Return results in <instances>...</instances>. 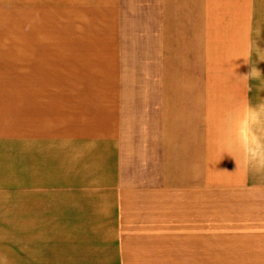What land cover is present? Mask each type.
Segmentation results:
<instances>
[{
  "label": "crops",
  "instance_id": "1",
  "mask_svg": "<svg viewBox=\"0 0 264 264\" xmlns=\"http://www.w3.org/2000/svg\"><path fill=\"white\" fill-rule=\"evenodd\" d=\"M26 1L28 32L59 33L69 56L60 64L78 71L27 88L40 98L18 135L30 216L47 224L51 207L75 236H200L212 218L213 148L225 166L242 151L234 157L228 142L238 102L181 87L165 51L164 35L197 23L196 12L181 13L187 0Z\"/></svg>",
  "mask_w": 264,
  "mask_h": 264
},
{
  "label": "rangeland",
  "instance_id": "2",
  "mask_svg": "<svg viewBox=\"0 0 264 264\" xmlns=\"http://www.w3.org/2000/svg\"><path fill=\"white\" fill-rule=\"evenodd\" d=\"M195 3L192 12V0L184 1L181 13L196 12L197 23L165 34V51L181 87L238 102L228 109L238 120L228 142L233 156L242 151L225 166L213 148L211 223L200 236H75L51 207L47 224L36 209L30 216L26 169L17 162L22 124L40 99L27 88L59 87L60 74L72 76L77 66L60 64L69 56L59 33L28 32V1L0 0V264H264V0ZM34 40L49 47L31 48L45 45Z\"/></svg>",
  "mask_w": 264,
  "mask_h": 264
}]
</instances>
